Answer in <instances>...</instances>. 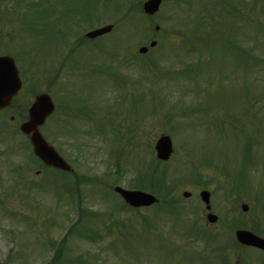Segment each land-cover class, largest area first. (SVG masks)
Returning a JSON list of instances; mask_svg holds the SVG:
<instances>
[{"label": "rangeland", "instance_id": "obj_1", "mask_svg": "<svg viewBox=\"0 0 264 264\" xmlns=\"http://www.w3.org/2000/svg\"><path fill=\"white\" fill-rule=\"evenodd\" d=\"M37 1L5 0V9L0 7V16L13 14L2 30L17 25L13 27L14 39L25 56L16 54V64L23 72V89L14 107L0 112V264H42L53 256L59 244L61 260L53 264H69L78 256L83 264H220L213 257H194L208 255L217 243L228 245L225 256L231 258L232 264H244V260L258 264L261 253L249 248L244 253V247L231 248V243L240 221L264 231V14H259L264 3H255L250 12L241 7V0H230L226 11L214 9L220 15L213 20L218 36L208 40L207 45L200 43L194 52H186L182 39L192 38L186 16L210 8L214 0H163L149 22L137 11L116 19L122 17L120 10L128 0H41L33 7ZM116 4L121 6L114 13L112 7ZM76 10H85L83 20L91 18V22L79 25L82 16H77ZM108 23L114 25L112 32L95 44L84 39L78 55L67 62L61 73L35 79L65 50L76 47L87 30ZM155 24L159 26L157 31ZM64 32L68 34H61ZM201 33L194 36L200 37ZM151 39L157 45L139 54L137 48L148 45ZM42 43L55 44L57 54L52 49L43 63L33 68L28 60L33 52L29 51ZM9 50L20 52L14 44ZM251 55H255V65L249 63L246 68L242 61L248 62ZM129 56H134L131 64ZM141 65H155V71ZM105 70L106 74L125 76L127 85L116 88ZM32 72L38 74L28 80ZM45 90L60 107L70 103L72 108L88 110V122L79 112L71 118L54 113L42 128L54 146L60 147L72 176L41 169L35 159H29L28 144L15 130L17 113L35 92ZM124 92L126 95L121 96ZM250 102L253 107H248ZM247 108L250 111L245 115L242 111ZM116 111L115 124L106 123L112 120L108 115ZM255 116L260 119L258 134L248 122L258 119ZM233 117L235 127L229 125ZM216 120L218 126L214 125L218 124ZM94 124L99 126V132L93 130ZM62 129H70L71 134L65 135ZM162 133L170 134L173 152L166 161L157 163L153 161L154 143ZM243 136L258 139H252L254 158L249 160L245 159L248 156ZM140 158L150 163L148 177L165 171L169 177L180 178L172 194L184 207L182 220L172 221L170 211L162 214L158 205L165 203L160 197L156 206L118 211L121 198L109 192L101 194L94 186L98 179L100 184L129 188L134 165ZM141 161L138 169L145 168ZM235 171L240 174L236 183ZM221 172L232 174V178L227 180ZM72 180L77 182L76 192L80 191L76 202L84 211L95 212L92 217H81L76 228L83 235L66 232L78 214L70 209L60 184ZM201 189L210 192L212 212L218 217L214 223L205 219L199 198ZM143 190L158 196L151 186ZM183 190L190 192L188 198L182 196ZM243 204L246 210L241 209ZM143 216L150 218L153 229L139 231ZM117 219L124 221L118 234L112 230L111 222ZM192 222L200 230L206 227L204 230L216 240L209 241L208 235L202 233L183 234ZM49 239L54 244L52 248H48ZM79 259L73 264H82Z\"/></svg>", "mask_w": 264, "mask_h": 264}, {"label": "water", "instance_id": "obj_2", "mask_svg": "<svg viewBox=\"0 0 264 264\" xmlns=\"http://www.w3.org/2000/svg\"><path fill=\"white\" fill-rule=\"evenodd\" d=\"M160 0H147L143 7L147 13H153L158 9ZM111 28L110 25L92 30L87 33L89 37H94L107 32ZM151 44H154L152 42ZM140 52H144L145 48L141 47ZM20 88V81L17 77V71L14 62L10 57L0 58V108L5 106L11 97ZM53 103L47 93H41L35 97L34 102L28 110V119L22 123L21 130L28 135L33 146L34 153L46 164L57 168L69 170V165L62 159V157L49 145L38 131V125L44 122V119L53 111ZM156 156L161 159H167L172 151L171 140L168 135H161L155 143ZM115 191L119 192L123 198L130 204L146 205L155 201L151 194L138 190H124L116 187ZM188 192H184V196H188ZM201 199L207 204L209 208V193L206 190L200 192ZM245 210L246 205L242 206ZM209 221H214V215H208ZM237 239L245 244L253 245L264 249V238L259 237L247 230H237Z\"/></svg>", "mask_w": 264, "mask_h": 264}, {"label": "trees", "instance_id": "obj_3", "mask_svg": "<svg viewBox=\"0 0 264 264\" xmlns=\"http://www.w3.org/2000/svg\"><path fill=\"white\" fill-rule=\"evenodd\" d=\"M216 122L218 123V121L216 120ZM115 138H116V136H115ZM112 151H110V153H111ZM243 164H241V166H242ZM237 173H239L238 171H237ZM150 180V179H149ZM150 183L152 184H155V185H160V186H162V187H164V188H166L169 192H170V186H169V188H167V186H166V180H165V178L162 176V177H160V178H158V180H156L155 179V176L153 175L152 176V180L150 181ZM157 183V184H156ZM137 184V187H141V188H147V187H149L150 185L149 184H147L146 183V180H145V177L143 178V177H141V176H139L138 175V182L136 183ZM166 201H169V200H171V198H169V197H167L166 199H165ZM87 215H91V216H93V215H95V212H91V211H89L88 213H87ZM116 224V223H115ZM250 229L251 230H253L254 232H257V233H260V230L257 228V227H254V226H250ZM90 239H92V240H94V237H93V235H91L90 236ZM58 254H59V251L57 252V254H56V257H58Z\"/></svg>", "mask_w": 264, "mask_h": 264}, {"label": "flooded vegetation", "instance_id": "obj_4", "mask_svg": "<svg viewBox=\"0 0 264 264\" xmlns=\"http://www.w3.org/2000/svg\"><path fill=\"white\" fill-rule=\"evenodd\" d=\"M8 32L5 30H2V25H0V55L7 54L8 53V46L7 45H1L2 41L1 39L7 35Z\"/></svg>", "mask_w": 264, "mask_h": 264}]
</instances>
